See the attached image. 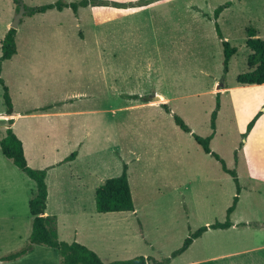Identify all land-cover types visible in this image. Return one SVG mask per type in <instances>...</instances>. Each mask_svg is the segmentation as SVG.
<instances>
[{
	"label": "rangeland",
	"instance_id": "374dc122",
	"mask_svg": "<svg viewBox=\"0 0 264 264\" xmlns=\"http://www.w3.org/2000/svg\"><path fill=\"white\" fill-rule=\"evenodd\" d=\"M22 1L35 6L56 0ZM189 1L167 4L162 13L147 10L99 25L96 9L88 6L79 7L77 13L69 7L53 8L20 18L17 53L1 63L14 113L24 108L38 112L37 131L32 136L41 140V134L49 128L46 120L58 122L64 117L45 118L40 113L95 110L66 116L69 125L67 122L56 133L60 142L57 151L66 157L77 153L82 143L84 158L75 168H68L66 181L72 189L77 188L79 178L83 181L88 174L75 171L95 170L89 182L92 184L118 176L126 165L135 209L98 212L94 196L91 202L87 198L84 206L73 198L63 206L50 202V212L59 214L57 229L52 230L57 239L76 240L99 251L102 258L109 244L115 259L130 254L162 259L206 222L224 221L236 194L240 205L231 219L264 215V187L247 179L241 158L244 137L238 130L230 97L222 87L236 85L237 74L248 70L247 56L252 51L245 44L247 28L254 27L257 37L264 39V0L197 1L205 2L201 12L211 15L217 6L231 2L217 19L222 36L237 48L226 73L214 19L188 9ZM15 14L12 0H0V43ZM107 15L112 17V13ZM32 64L37 67L34 72ZM2 93L0 85V138L7 122ZM217 97L219 108L210 147L236 171L239 193L219 160L205 153L172 117L174 113L179 115L192 132L206 136L212 131L211 113ZM66 98L72 99L57 103ZM160 103H167L171 112ZM38 144L44 145V140ZM6 161L11 182H20L21 175L30 181L10 159ZM24 211L19 210L22 214ZM26 213L29 221L25 227L18 226V233L0 232V255L27 244L31 218L28 209ZM253 230L256 228L208 229L174 261L205 257L215 248H249L264 239V235H252ZM22 259L18 264H59L58 251L43 244H33L32 251ZM205 264H264V251L241 252Z\"/></svg>",
	"mask_w": 264,
	"mask_h": 264
},
{
	"label": "crops",
	"instance_id": "0c3cea01",
	"mask_svg": "<svg viewBox=\"0 0 264 264\" xmlns=\"http://www.w3.org/2000/svg\"><path fill=\"white\" fill-rule=\"evenodd\" d=\"M113 1L120 2V3H127V2H136L138 0H113ZM176 1L177 0H152L151 2H148L145 4L132 5V6H126V7H113V6H108V5H96V6L88 5V7L96 9V14H97L96 21L99 25L111 19L112 20L120 19L121 21L122 18L125 16L134 15L139 12H143L147 10L156 11L158 9L162 13L163 12L162 7H164L167 4L173 3V2L175 3ZM197 1H202V0L189 1V3L191 4H188L187 8L191 9L195 14H198V15L201 14L202 16H205L203 15L204 13L207 15L205 17L207 18L212 17L210 13L201 12L202 4L205 2H197ZM228 2L230 3L229 4L230 6L231 2L230 1ZM106 13L107 14L112 13V17L109 18L108 17L109 15L106 16ZM9 27L10 26H8V28L6 29L8 30ZM17 30H18V27L16 28V33H17ZM15 43H16V34H15ZM16 53H17V46H16ZM16 53H14L13 55H15ZM13 55L9 59H11ZM9 59L4 60L3 62ZM30 66H33V69H32L33 72L37 68L36 65L34 64ZM224 91L230 97L234 115L236 117L237 122H239V129H238L239 132L241 133L245 132L248 121L258 111H261V114L257 117L252 128L250 129V131L246 134V136L243 139V143L241 145V158L243 161L244 168L246 170L247 179L250 182L260 184L264 187V107H263L264 83L262 84H242V83L236 82V85H233V86L226 85V87H224ZM79 97L82 98L83 96H79ZM71 99L72 98L61 99L57 101V103L58 102L64 103L67 101H71ZM34 111L35 110L33 109L24 108L22 111L18 113H14V105L12 102L13 121L11 124H9L7 121L6 125L2 127V138L6 134V128L10 126L12 128V131L16 134V136L22 142L23 151H24L27 164H29L30 167L35 168V169H45L46 170L44 179H45V183L47 186V197H46V208H45V212L43 215L52 217L54 221L53 227L54 229L55 228L57 229V226L55 223L58 221L59 214L57 212H53V213L50 212L49 203L50 202L54 203L56 204V206L57 205L63 206L67 203L69 199L73 198L78 204L84 206L85 200L87 198L89 199L90 202L93 200L92 199L93 196L95 199L96 188L99 186V183H103L105 181L103 179L102 180L98 179L94 181L92 184H90L89 183L90 179L97 172L95 170H91L87 172L83 169L81 171H75V173L76 174L82 173L86 175L88 174V176L83 181L81 178H79V187L72 189L68 185L69 183H67L66 181V174L68 172V168L70 167L75 168L77 164H80L82 162L81 160H83L84 158L82 156V150H81L82 143L78 145L79 146L78 151L75 157L71 160H65V157H66L65 154L58 153L57 151V148L60 142L58 138L56 139L57 137L56 133H58L59 129L60 130L63 129V127L67 124V122L69 125V121H70L65 117L71 116V115H81L86 112L95 111V110L93 109L77 110V111H74V114H68L71 112L57 109L54 111L52 110L50 112L40 113L41 115H44L41 117H45V118L50 117V116L51 117L52 116L61 117V118L64 117L61 120H58V122H56V120L53 121L52 119L46 120V124L49 126V128L46 129V131H44L41 134V140L37 138H33L32 136L33 131H35V133L37 131V126H36L37 119L36 118L38 117V114H39L38 112L36 111L34 112ZM239 118L241 119L240 121H239ZM58 124H62L63 126H58ZM42 140H44L45 144L39 145L38 141H42ZM6 159H9V158L3 155L1 148H0V223H3V225L0 226V232L5 231L8 234L9 232H17V228L19 225H21V227L22 226L25 227L26 222L29 221V217L27 219L26 211L28 209L29 200L30 198L33 197L34 192H35V190H33V185H34V188H36V185H35L34 180H32L29 177L30 181H28V179H25L24 175H21L20 177H18L20 182L19 181L11 182L10 173L7 171V168L5 166L7 162ZM51 194H56V197H54L53 199L51 197ZM263 201L264 199H262V203L264 204ZM239 205H240V200L238 197V201L235 205V208L230 213V221L232 222V225L229 226L228 228H233V227L234 228L236 227L249 228L250 227L252 229L256 228V230L252 231V235L263 236L264 235V215L256 216V219L252 217L242 218L239 221H237L234 218L231 219V217H234V213ZM20 209L25 210L24 214L19 212ZM30 218H31L30 221L32 223L31 215H30ZM255 223L257 224L255 225ZM207 224H210V223L206 222L204 225H207ZM228 228H216V229H228ZM208 229H213V228H208ZM206 231H204L203 233H205ZM125 234L127 233L125 232ZM125 234H124V237H127ZM76 235H78L77 230H75V236H74L75 239L77 238ZM201 236L202 234L199 237ZM141 238L144 239L143 236H141ZM256 242L257 243L255 245L249 248H246V249L215 248L207 252L208 255L205 257H196L192 260H185L180 263H175L174 261L175 257H174L170 260L169 264L215 263L218 260L227 259L231 257L232 255L234 256L241 252L264 251V239L256 241ZM192 243L193 241L191 242V244ZM189 246L187 247V249L189 248ZM126 247H127L126 245L122 246L125 253H128V250ZM32 249L28 253H30ZM111 250L112 249L109 247V244H106L103 249L104 258H102L101 253H99V251H97V254L99 255L102 261L110 262L112 260H116L115 258H112L113 256H111L112 255ZM26 255L22 256L19 259L12 260V261H0V264H18V262L23 260L22 258L25 257ZM143 256L152 257L147 254H144ZM131 257H134L133 254L124 256L120 259H128ZM152 258L156 260L161 259V258H156V257H152ZM146 264H156V263L153 262L152 260H148Z\"/></svg>",
	"mask_w": 264,
	"mask_h": 264
},
{
	"label": "trees",
	"instance_id": "16d2710c",
	"mask_svg": "<svg viewBox=\"0 0 264 264\" xmlns=\"http://www.w3.org/2000/svg\"><path fill=\"white\" fill-rule=\"evenodd\" d=\"M15 5V12L18 11L19 7L23 5L25 11L24 15L31 16L36 13H43L49 9L62 10L65 7L72 9L74 13L77 12L79 7H85L88 5H111L118 7H126L132 5H141L152 0H138L136 2L120 3V2H108L106 0H77L65 2L63 0H56L53 3H46L35 6H27L22 0H12ZM229 2H225L214 9L212 17L209 19H214L216 33L219 39H221V44L223 48V71L224 73L228 70V63L231 57L236 53L237 48L231 46L230 43L222 36L219 25L217 23V18L220 12L229 6ZM207 16L206 14H204ZM247 38L245 40L246 46L251 49V53L247 56V66L248 70L237 74L236 82L242 84H262L264 83V39L257 37V30L250 26L247 28ZM15 28H9L4 34L0 48V85L3 89L2 98L3 104L5 106V114L9 124L13 121L12 116V99L9 93V89L5 84L4 79L1 76V63L9 59L14 53H16V43H15ZM223 88L226 85L222 86ZM162 107L165 108L167 112H171L167 103H160ZM264 107V104H263ZM219 108V98L217 97L216 109L211 113L210 127L212 131L206 136H200L192 132L191 128L185 123V121L177 114H173V120L175 124L184 132L190 133L194 141L200 146V148L207 154L213 156L216 160L221 163L222 169L229 173L235 183L237 193L240 191V186L237 178L236 171L234 169H229L221 157L211 150L210 141L215 134V118L217 114V109ZM261 114L258 111L247 123L245 132L242 136L245 137L246 134L252 128L255 120ZM242 145V144H241ZM0 148L4 156L11 159L13 164L23 171L28 177L35 181V192L32 198H30L28 203L29 213L32 216L31 231L28 236V242L24 247L17 250L10 251L0 256V261H12L21 258L26 255L33 247V244H43L54 248L59 254L60 264H146L148 260H152L156 264H169L170 260L183 251L191 244V242L199 237L208 228H228L232 225L230 221V213L234 210L235 205L238 201V194L233 197L232 203L226 209V217L224 221H215L213 223L200 226L189 236H187L182 245L173 250L168 257H164L160 260H156L152 257H145L143 255H137L128 259H116L110 262H104L101 260L99 255L87 247L86 245L78 241H65L56 238L54 232V221L50 216L43 215L46 208V197H47V186L45 183V169H35L27 164L23 146L21 140L12 131V128L8 126L6 128V134L0 139ZM76 151L69 154L65 160H71L75 157ZM235 156L237 153L235 151ZM95 207L98 212H114V211H133L134 204L130 191V186L127 176V166H123L121 174L118 176L107 178L102 184H100L95 190Z\"/></svg>",
	"mask_w": 264,
	"mask_h": 264
},
{
	"label": "water",
	"instance_id": "95a60500",
	"mask_svg": "<svg viewBox=\"0 0 264 264\" xmlns=\"http://www.w3.org/2000/svg\"><path fill=\"white\" fill-rule=\"evenodd\" d=\"M24 11H25V9H24L23 5H21L19 7L18 11L16 12V14L14 15L12 23L10 24L11 28L16 29L18 27L19 20L22 17V15H24Z\"/></svg>",
	"mask_w": 264,
	"mask_h": 264
},
{
	"label": "bare ground",
	"instance_id": "6f19581e",
	"mask_svg": "<svg viewBox=\"0 0 264 264\" xmlns=\"http://www.w3.org/2000/svg\"><path fill=\"white\" fill-rule=\"evenodd\" d=\"M159 102V100L158 101H156L155 103H158Z\"/></svg>",
	"mask_w": 264,
	"mask_h": 264
}]
</instances>
